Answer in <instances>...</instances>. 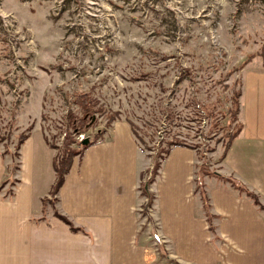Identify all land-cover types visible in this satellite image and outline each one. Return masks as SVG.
Wrapping results in <instances>:
<instances>
[{"label":"rangeland","instance_id":"374dc122","mask_svg":"<svg viewBox=\"0 0 264 264\" xmlns=\"http://www.w3.org/2000/svg\"><path fill=\"white\" fill-rule=\"evenodd\" d=\"M262 62L264 0H0L4 155L15 165L18 135L36 125L56 154L79 150L118 116L133 124L149 165L181 140L216 171L232 98ZM84 93L96 111L78 129L69 115H82ZM142 217L158 260L167 258L157 220Z\"/></svg>","mask_w":264,"mask_h":264},{"label":"crops","instance_id":"0c3cea01","mask_svg":"<svg viewBox=\"0 0 264 264\" xmlns=\"http://www.w3.org/2000/svg\"><path fill=\"white\" fill-rule=\"evenodd\" d=\"M250 69L240 95L243 128L216 172L254 192L264 206V69ZM55 156L36 125L21 145L19 170L10 174L13 160L0 142V183L9 175L19 179L12 196L8 184L0 190V264H264V209L217 175L204 178L215 230L209 228L195 192L194 148L174 146L150 186L154 232L167 252L161 261L150 227L141 231V174L149 163L128 121L114 120L74 158L55 207H47ZM55 209L81 229L73 231Z\"/></svg>","mask_w":264,"mask_h":264},{"label":"trees","instance_id":"16d2710c","mask_svg":"<svg viewBox=\"0 0 264 264\" xmlns=\"http://www.w3.org/2000/svg\"><path fill=\"white\" fill-rule=\"evenodd\" d=\"M241 93H242V90L239 89L238 91H236L235 95L232 98L233 105L229 109V112H228L229 118H228L226 125L221 127L218 119L216 122L212 123V129L211 130H213L216 127H218V128L221 127V129L223 130V133H222L223 138H225V140L223 142V145H224L223 151L220 154L218 161H222L225 158L228 150L230 149V147L233 143V140L237 137V135L241 132V130L243 128V124L240 122L239 117H238V113L240 111V95H241ZM95 104H96V101H92L91 97L88 96V93H84L83 95H81V97L79 99V105H80L81 110H82V115L80 117H74L72 114L69 115L70 126L71 127L74 126V128H78V129L83 128L84 126H87L88 123H90L94 119V112L96 111ZM208 115H211V114H208ZM214 117L217 118L216 116H214ZM116 119H118V116L117 117L116 116L110 117L109 118V125ZM130 124H131V126L133 125L131 122H130ZM32 128L33 127H29L26 132H22L18 135L17 142H16L18 158L20 157L21 145L26 140V138L29 136ZM132 128H133V126H132ZM133 132H134V129H133ZM103 133H104V131L102 133H100V135L98 137H96V139L90 140L89 143L81 145L79 150L70 149L69 147H66V149L64 150V152L62 154H59V153L56 154V156L54 158V169L56 172V179H55V182L53 183L51 190H50V194L55 196V201H57V194H58L61 186L63 185V183L65 181L66 175L69 173V171L71 169L74 158L78 155H82L84 150L90 144L94 143ZM0 142H1V139H0ZM174 146H188V147H191L194 149L196 148L195 145L187 144L181 140L171 141V142L167 143V145L165 147L158 148L157 153H156V157H155V161L153 162V165H149L147 167V169L144 170L141 174L142 183L140 185V191H141L142 196L147 198V201L144 204V209L142 210V213H143V215H145L148 218L149 221L152 219V217L148 216L150 213L147 212V209L149 207H152L154 200H155V194L151 191L150 186L155 181L156 177L158 176L163 160L166 159V157L169 155L170 151L172 150V148ZM52 147H54V146L52 145ZM142 149L144 150V148H142ZM4 154L5 153L3 152V155ZM199 157H201V156H199ZM8 168H9L10 174H13L16 170H19V168H20L19 159H18L17 163H15V165H13V166L9 165ZM146 173H148L149 177L147 179H144ZM206 175H217L222 180L230 182L233 187L239 189L241 192L246 193L250 198H252L254 203L256 205H258L259 208L264 209V206L262 205L258 196L254 192L248 190L242 184L237 183V181L233 180L230 177H224V176L220 175L219 173H217L215 170L214 171L209 170L207 167L206 161H204L201 165H199V163H198L197 164V170L195 171V178H194L195 184H196L195 185V192H199L201 195V199L203 201L205 213H206L207 219L209 221V228L212 231L215 230V227L212 224L213 215L211 214L210 209H209L210 208L209 198H208L206 190H205L204 178ZM10 181H12L13 187H9V188L7 187V193L9 196H12L14 193V186L19 181V179L12 178L9 175L4 181H2V183H0V190H2L5 187V185L10 183ZM47 199L48 198H45L43 201L46 202ZM55 215L58 216L59 218H61L62 220H64L65 222H67L71 226V229L73 231H79L81 229L80 227L75 226L73 224V222L67 216L61 214L57 209H55ZM161 250L163 251L162 247H161Z\"/></svg>","mask_w":264,"mask_h":264},{"label":"water","instance_id":"95a60500","mask_svg":"<svg viewBox=\"0 0 264 264\" xmlns=\"http://www.w3.org/2000/svg\"><path fill=\"white\" fill-rule=\"evenodd\" d=\"M83 143H84V144L89 143V138H85V139L83 140Z\"/></svg>","mask_w":264,"mask_h":264},{"label":"built area","instance_id":"2783aa9c","mask_svg":"<svg viewBox=\"0 0 264 264\" xmlns=\"http://www.w3.org/2000/svg\"><path fill=\"white\" fill-rule=\"evenodd\" d=\"M141 210H143V207H141Z\"/></svg>","mask_w":264,"mask_h":264}]
</instances>
